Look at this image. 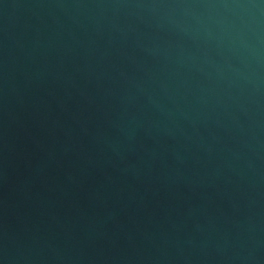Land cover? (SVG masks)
I'll list each match as a JSON object with an SVG mask.
<instances>
[{"label": "water", "instance_id": "water-1", "mask_svg": "<svg viewBox=\"0 0 264 264\" xmlns=\"http://www.w3.org/2000/svg\"><path fill=\"white\" fill-rule=\"evenodd\" d=\"M0 264H264V0H0Z\"/></svg>", "mask_w": 264, "mask_h": 264}]
</instances>
